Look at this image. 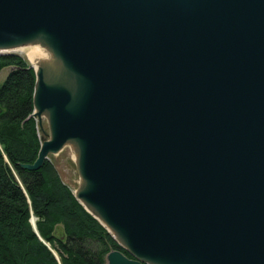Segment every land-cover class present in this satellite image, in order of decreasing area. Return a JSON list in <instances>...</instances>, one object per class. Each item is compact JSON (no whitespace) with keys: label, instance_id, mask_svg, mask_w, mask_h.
Here are the masks:
<instances>
[{"label":"water","instance_id":"1","mask_svg":"<svg viewBox=\"0 0 264 264\" xmlns=\"http://www.w3.org/2000/svg\"><path fill=\"white\" fill-rule=\"evenodd\" d=\"M39 33L86 85L71 110L36 73L54 136L25 167L82 141L80 198L133 256L106 264H264V0H0V45Z\"/></svg>","mask_w":264,"mask_h":264},{"label":"trees","instance_id":"2","mask_svg":"<svg viewBox=\"0 0 264 264\" xmlns=\"http://www.w3.org/2000/svg\"><path fill=\"white\" fill-rule=\"evenodd\" d=\"M8 66L13 69L0 85V264H106L116 249L133 258L50 159L36 170L25 167L45 141L33 116L37 76L20 54L0 53V72Z\"/></svg>","mask_w":264,"mask_h":264},{"label":"bare ground","instance_id":"3","mask_svg":"<svg viewBox=\"0 0 264 264\" xmlns=\"http://www.w3.org/2000/svg\"><path fill=\"white\" fill-rule=\"evenodd\" d=\"M0 52H18L17 54H25L28 60L30 61L31 65L34 66L36 73H38V76H42L43 80L48 85L66 89L70 92L72 99L69 103L68 108L71 110L80 109L84 97V85H86V82L84 81V78L68 64L62 53L57 47L53 45L52 41L46 34L39 33L29 38L0 45ZM34 106V112L39 113L38 106ZM41 117L48 118L52 129L51 136L48 139H52L54 136L53 110L46 109ZM65 147H69L71 149L73 156L79 166L81 178L79 181V186L74 190V192L76 193V196L80 198V194L88 191V189H90L91 187V183L85 178L83 173V166L85 161V148L80 139L68 138L56 152H52L51 154L60 153L61 150ZM79 201L83 204L85 208H87L91 212L92 215L94 214L99 219V221L107 227L108 231H110L112 235L121 244L129 248L128 241L122 231L119 230L116 226H114L106 218L104 212L99 206L90 202L84 197L80 198ZM53 251L59 259V256L56 251ZM142 258L150 264H169L144 256H142Z\"/></svg>","mask_w":264,"mask_h":264},{"label":"rangeland","instance_id":"4","mask_svg":"<svg viewBox=\"0 0 264 264\" xmlns=\"http://www.w3.org/2000/svg\"><path fill=\"white\" fill-rule=\"evenodd\" d=\"M13 53V52H12ZM18 53V52H17ZM20 54V53H19ZM31 65L25 54H20ZM13 69L12 66L4 68L0 72V85L4 82L9 72ZM35 70V69H34ZM36 72V70H35ZM39 134L42 139L47 140L51 136V127L47 117H43L42 121L38 120ZM49 159L56 167L62 180L74 191L79 186L81 174L79 166L69 147H65L60 153L50 154Z\"/></svg>","mask_w":264,"mask_h":264}]
</instances>
